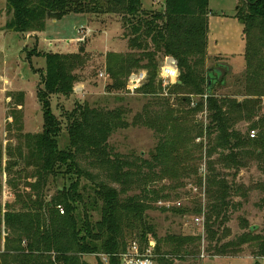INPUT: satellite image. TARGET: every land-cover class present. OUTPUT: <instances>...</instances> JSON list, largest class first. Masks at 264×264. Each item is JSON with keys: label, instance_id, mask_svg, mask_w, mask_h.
Instances as JSON below:
<instances>
[{"label": "rangeland", "instance_id": "374dc122", "mask_svg": "<svg viewBox=\"0 0 264 264\" xmlns=\"http://www.w3.org/2000/svg\"><path fill=\"white\" fill-rule=\"evenodd\" d=\"M142 14L131 19L136 25L138 21H151L153 15L166 11V0H142ZM208 49L202 73L209 76L215 71L222 73L218 79L214 93L220 98L234 99L239 102L248 101L249 110L244 111L236 128L245 135L256 131V138L261 135L264 127V47L261 45V34L258 29L246 33V26L242 20L247 8L241 0H210ZM239 9V10H238ZM13 14L8 10L7 0H0V207L2 215L6 212H22L36 201L32 186L36 183V167L29 159L30 149L26 135H36L43 131V106L38 99V91L42 87V75L45 73L46 61L36 53L76 54L83 49V63L81 68L73 71L78 77L74 92L69 96H54L51 98V108L63 126L60 147L68 144L67 115L76 107L88 105L92 109L105 112L119 111L121 127L115 130L108 141L115 152L127 156L131 162V169L140 170L138 183H133L123 194L121 199L144 194L149 209L145 218L155 228V239L149 237L148 243H153L159 264V259H168L169 254L177 247L174 238L189 237L193 242L186 246L198 245L200 249L193 255L181 254L173 256L174 264H264L263 258L253 255L252 245H245L237 255L213 256L204 224L207 213V175L209 174L207 149L209 140L206 138L208 114L206 104L202 108L193 110L196 103L203 99L193 95L192 88L176 89L180 84L179 72L165 86L163 69L168 59L159 54L155 60V73L150 69H133L139 80L134 94L127 90L131 75L126 78L120 90L108 91L112 81L109 79L107 55L132 56L136 58L138 49L130 48L133 35L123 13L87 15L70 14L61 21L47 19L45 31L19 34L6 29ZM54 21V22H53ZM124 25L127 27L125 28ZM86 26L92 34L86 42L77 43V29ZM127 35V36H126ZM127 37V38H124ZM147 43L148 51L154 52L151 38L141 37ZM38 39V41H37ZM76 40V41H75ZM263 44V43H262ZM138 50V51H137ZM34 53V54H33ZM82 53V54H83ZM145 62L143 65H146ZM113 64V62H112ZM125 65V64H124ZM178 71V70H177ZM256 73V74H253ZM104 74V77H100ZM144 75V78H141ZM155 75V76H154ZM217 77V76H215ZM224 84H220L223 79ZM209 79V77H208ZM133 80V79H132ZM131 80V81H132ZM149 83V81H151ZM150 84L148 87L144 86ZM126 84V85H125ZM146 90H148L146 92ZM146 92V93H145ZM190 99L191 105L182 102ZM205 100V99H203ZM250 101V102H249ZM194 104V105H193ZM167 113L169 118L178 119L173 127L167 131L174 137L176 150L155 175H149L144 168L143 161L152 159L159 141L166 142L167 132L160 127H153L156 117ZM236 117V118H237ZM257 127H254V124ZM159 122H155V125ZM158 128L160 131H156ZM252 139V138H251ZM30 142V141H29ZM218 156L214 155V159ZM31 164V165H29ZM142 167V168H141ZM217 170L224 173H236V169ZM96 173V170H94ZM98 173V172H97ZM102 176V174H98ZM101 180H104L102 179ZM232 181V177H228ZM237 183L245 185L236 203L240 209L232 210L229 222L223 227L227 238L233 241L249 230L244 222L255 228L257 234H264V192L254 187L264 186V162L252 159L249 165L242 168L237 176ZM63 186L60 177L50 176L46 193L43 196L50 201L57 196L58 189ZM81 187H87L83 198L88 203L89 215L92 223L102 217L101 209L91 210L89 203L94 199V191L88 182L82 181ZM112 187L122 190V185L113 183ZM242 193V194H241ZM42 196V195H41ZM64 209V207L62 206ZM181 208V214L175 211ZM78 218L82 216L79 207ZM3 217V216H2ZM201 223L197 219H201ZM124 219L120 232L121 249H127L131 241L138 240L142 233L140 222L134 223L131 215ZM0 225V254L5 250L7 231L5 223ZM224 230V229H223ZM144 248H149L142 243ZM157 247L158 251L157 252ZM125 249V250H126ZM204 254V258L202 257ZM88 264H100L97 255L85 256ZM102 263V262H101Z\"/></svg>", "mask_w": 264, "mask_h": 264}, {"label": "trees", "instance_id": "16d2710c", "mask_svg": "<svg viewBox=\"0 0 264 264\" xmlns=\"http://www.w3.org/2000/svg\"><path fill=\"white\" fill-rule=\"evenodd\" d=\"M141 1L7 0L8 10L12 12L13 17L6 29L19 34L41 33L47 27V19L58 22L70 14L123 13L125 20L133 25L135 23L131 19H136L142 14ZM241 1L247 8L246 15L242 17L246 33L258 29L261 45L264 47V0H247L248 3ZM209 4L210 0H166L164 13L153 15L151 21H138L133 25L131 30L136 37L129 41V46L131 49L140 50L139 54L136 58L128 55L116 57L112 53L107 55L109 79L112 81L108 91L120 90L123 84L127 83L126 78L133 73V69H150L154 74L155 60L159 54L168 59L180 73V84L175 85V88L190 87L193 95L205 99L196 103L193 110L206 104L208 114V203L204 227L209 248L212 250L211 255H237L243 246L252 245L255 247L253 255L263 258L264 234H257L255 228H251L246 221L243 224L249 230L247 233L236 240L225 241L227 235L223 227L229 222L230 212L240 209L241 204L236 203L235 199L245 189V185L237 183L238 173L247 167L252 159L259 163L264 162V127H261L260 137L254 139L238 130L236 125L243 117L237 116H242L252 104L216 96L214 88L222 73L215 71V77L209 72L208 79L207 73L201 71L208 49L211 14ZM124 27L127 28L125 25ZM142 36L151 38L154 52L148 51L147 43L143 44L141 41ZM80 52L63 55L35 52L39 58L46 61L42 87L38 91V99L44 110L43 131L36 135H26L31 151L29 159L36 167L34 178L37 181L32 186L36 201L22 212H6L2 215L0 207V225L4 218L7 231V243L4 252L0 254V264H88L84 257L98 254L110 255L109 264H121L119 255L127 249H121L120 232L124 219L128 220L129 215L134 223L140 222V226L142 225V233L138 239L141 244L144 242L150 246L149 237L155 239V228L145 221V212L149 209L145 202L147 197L144 198L142 194L121 199L123 194H127L129 186L138 183L141 171L131 169L128 157L115 152L108 144L112 134L123 124L119 111L107 113L92 109L88 105H78L67 115L68 144L65 148L60 147L63 126L53 113L51 98L69 97L74 92L78 77L73 71L81 68L83 63L82 48ZM145 62L148 63L143 65ZM259 68L264 71L262 64ZM167 71H171L173 77H176L174 68L168 66ZM137 75L132 74L129 82ZM151 82L152 80L149 81ZM224 82L223 79L220 84L223 85ZM149 83L144 86L148 87ZM182 102L192 104L190 99H183ZM155 120L159 123L155 125V122H152L153 127H160L165 133L173 127V123L178 122L174 116L169 118L167 113L156 117ZM258 123L254 124V127H257ZM155 130L160 131L158 128ZM175 150L174 137L167 132L166 142L159 141L152 159L143 161L149 175L157 174L155 170L159 169ZM214 155L218 157L214 159ZM218 167L233 168L236 173H224L218 171ZM98 174H102L103 178ZM50 176L60 177L63 186L58 189L57 196L46 201L43 196ZM228 177H232V181H229ZM83 180L88 182L94 191V199L89 203L91 210L101 209L102 217L96 223H92L88 203L82 197L83 192L87 191V187H81ZM113 183L122 185V190L113 188ZM254 188L264 192V186L260 188L257 185ZM58 206L64 207V214H61ZM79 207L83 212L82 216H79L81 221L77 214ZM175 213L182 215L183 211L179 208ZM191 242L193 240L189 237L174 238L173 243L177 247H174L175 250L169 254L168 259H159V264H174L171 260L174 255L195 254L200 248L198 245L187 248ZM156 250L159 252L158 247Z\"/></svg>", "mask_w": 264, "mask_h": 264}, {"label": "built area", "instance_id": "2783aa9c", "mask_svg": "<svg viewBox=\"0 0 264 264\" xmlns=\"http://www.w3.org/2000/svg\"><path fill=\"white\" fill-rule=\"evenodd\" d=\"M77 34L79 35L77 37V41H78L77 43L86 42L87 38L91 36L92 30H90L86 26H81L79 29H77ZM168 66L174 68L178 73L177 69L170 62H168L165 64V67L163 69L164 76ZM166 74H167L166 77H164L166 80L164 85L169 86L170 82H172L171 80L173 79V74L171 73H166ZM104 76H105L104 74L100 75V77H104ZM134 78L132 81L129 82L127 88L130 94H134V92H136L138 88L139 80H134ZM141 78H144V75H141ZM250 137L252 139L256 138V132L252 131ZM58 210L61 212V214H64V209L61 206H58ZM201 221L202 218L197 219V222L201 223ZM153 246H154L153 243H151L149 248H144L139 240H135L131 242L127 250L119 255L121 264H158L157 261L155 260L158 255H156L155 248ZM97 256L101 258L102 264H109L110 255L98 254ZM202 257L204 258V254Z\"/></svg>", "mask_w": 264, "mask_h": 264}, {"label": "crops", "instance_id": "0c3cea01", "mask_svg": "<svg viewBox=\"0 0 264 264\" xmlns=\"http://www.w3.org/2000/svg\"><path fill=\"white\" fill-rule=\"evenodd\" d=\"M54 22V21H53ZM33 36H37V38L39 39V33H36V34H34ZM38 39H37V41H38ZM166 73H171V71H167ZM172 74V73H171Z\"/></svg>", "mask_w": 264, "mask_h": 264}, {"label": "water", "instance_id": "95a60500", "mask_svg": "<svg viewBox=\"0 0 264 264\" xmlns=\"http://www.w3.org/2000/svg\"><path fill=\"white\" fill-rule=\"evenodd\" d=\"M246 2H247V0H245ZM248 3V2H247ZM217 75H218V73H217Z\"/></svg>", "mask_w": 264, "mask_h": 264}]
</instances>
